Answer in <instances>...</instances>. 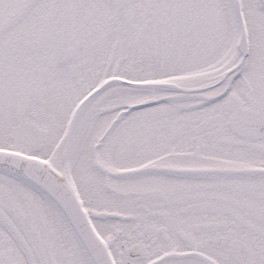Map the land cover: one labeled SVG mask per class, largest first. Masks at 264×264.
I'll return each instance as SVG.
<instances>
[{
    "label": "snow or ice",
    "instance_id": "snow-or-ice-1",
    "mask_svg": "<svg viewBox=\"0 0 264 264\" xmlns=\"http://www.w3.org/2000/svg\"><path fill=\"white\" fill-rule=\"evenodd\" d=\"M0 264H264V0H0Z\"/></svg>",
    "mask_w": 264,
    "mask_h": 264
}]
</instances>
